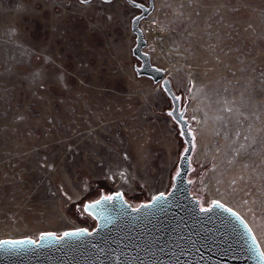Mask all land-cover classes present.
<instances>
[{
	"label": "rangeland",
	"instance_id": "1",
	"mask_svg": "<svg viewBox=\"0 0 264 264\" xmlns=\"http://www.w3.org/2000/svg\"><path fill=\"white\" fill-rule=\"evenodd\" d=\"M154 1L146 50L207 165L191 179L264 251V0ZM134 13L125 0H0V238L91 228L85 201L121 191L137 204L172 184L184 143L161 86L133 69Z\"/></svg>",
	"mask_w": 264,
	"mask_h": 264
},
{
	"label": "water",
	"instance_id": "2",
	"mask_svg": "<svg viewBox=\"0 0 264 264\" xmlns=\"http://www.w3.org/2000/svg\"><path fill=\"white\" fill-rule=\"evenodd\" d=\"M125 1L138 10L130 18L135 74L161 86L171 104L167 112L177 123L184 143L172 184L137 204L121 191L85 201L83 208L95 221L91 228L0 238L23 241L0 245V264H264V251L244 216L218 199L203 203L192 191L189 174L196 140L186 115L187 105L167 76L166 67L155 63L146 50L148 39L141 25L154 11L155 1ZM105 196L113 199H102ZM81 229L87 231H78ZM65 232L75 234L65 236Z\"/></svg>",
	"mask_w": 264,
	"mask_h": 264
},
{
	"label": "snow or ice",
	"instance_id": "3",
	"mask_svg": "<svg viewBox=\"0 0 264 264\" xmlns=\"http://www.w3.org/2000/svg\"><path fill=\"white\" fill-rule=\"evenodd\" d=\"M81 2L82 3H87V2H90V0H81ZM178 99V98H177ZM169 115H171V113H169ZM241 147H243V145H241ZM177 175H179V173H177ZM117 196H120L121 194L120 193H117L116 194ZM163 194H161V196H162ZM102 199H104V200H111V199H113V197H111V196H105V197H103ZM154 199H159V197H156V198H154ZM95 203H97V204H99L100 203V201H96ZM87 207V206H86ZM202 211H208V209H202ZM229 211H231L230 209H229ZM78 231H80V232H84V231H87L86 229H81V230H78ZM75 233H68V232H65L64 233V235L65 236H68V235H74ZM42 235H44V234H42ZM46 235H52V233H48V234H46ZM9 243H23V241H0V245H2V244H9ZM262 255H264V254H262Z\"/></svg>",
	"mask_w": 264,
	"mask_h": 264
},
{
	"label": "trees",
	"instance_id": "4",
	"mask_svg": "<svg viewBox=\"0 0 264 264\" xmlns=\"http://www.w3.org/2000/svg\"><path fill=\"white\" fill-rule=\"evenodd\" d=\"M207 165H202L200 168H198V165L193 162V170L189 174V178H194V176L198 173H200ZM192 191L197 195L198 197H202L201 192L197 189L196 185L192 184Z\"/></svg>",
	"mask_w": 264,
	"mask_h": 264
},
{
	"label": "flooded vegetation",
	"instance_id": "5",
	"mask_svg": "<svg viewBox=\"0 0 264 264\" xmlns=\"http://www.w3.org/2000/svg\"><path fill=\"white\" fill-rule=\"evenodd\" d=\"M145 2H147V0L145 1ZM138 10L136 9V12H137Z\"/></svg>",
	"mask_w": 264,
	"mask_h": 264
}]
</instances>
